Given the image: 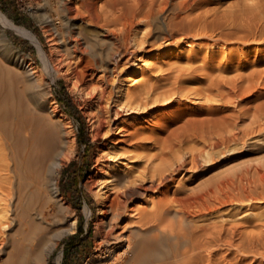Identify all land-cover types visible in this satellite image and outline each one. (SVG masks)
Masks as SVG:
<instances>
[{"label":"bare ground","instance_id":"obj_1","mask_svg":"<svg viewBox=\"0 0 264 264\" xmlns=\"http://www.w3.org/2000/svg\"><path fill=\"white\" fill-rule=\"evenodd\" d=\"M202 1L77 0L67 5L68 13L73 14L70 17H80L87 26L99 28L98 39L110 43L108 49L96 51L98 48L95 50L90 42H85L86 49L81 48L83 42L75 39L73 47L79 52L74 60L76 71L73 76L68 71L61 72L68 84L75 77L84 84L95 78L97 109L90 119V132L93 139L105 140L93 166L100 176L85 183L90 190L97 188L100 218L96 226L101 232L85 264H234V260L242 261L248 255L254 260L264 259V221L254 223L256 228L248 230L236 223H197L198 218L227 204L262 202L264 164L215 175L191 191L181 187L184 183L178 184L182 170L195 171L227 152L232 143L236 145L264 130V102L236 113L231 109L233 112L228 114L215 105L231 102V96L248 95L258 84H251L258 72H247L246 78L231 73L230 79L220 72L237 69L231 54L244 52L229 47V43L264 41V0H260V8L257 4L258 29L245 32L225 30L230 22L221 16L229 13H219V17L208 14L202 11ZM196 7L202 12L193 14ZM235 20L240 23L242 17L235 18L236 23ZM0 21L41 49L30 30L1 12ZM82 30L78 33L84 37ZM89 48H94V53ZM220 48L232 53L225 57L227 54ZM220 51L224 57H219ZM185 52L184 60L180 54ZM172 53L175 60L163 68L161 59ZM154 57L157 62L148 59ZM181 59L183 65L178 64ZM46 64L51 71H61L53 56H47ZM215 64L217 69L204 71V79L193 78L197 76L195 72L201 70L202 74V69ZM27 67L31 69L30 64ZM202 80L206 83L196 85ZM244 80L254 81L248 85ZM226 84L230 86L225 88ZM0 99V264H45L52 239L47 225L39 220L44 218V212L33 206L38 196L30 185L32 178H41L50 213L68 207L59 196L56 175L73 154V131L67 115L57 106L50 107L46 124L43 113L23 112L20 96L9 86L2 90L0 85ZM13 116H18L19 121L11 127L9 120ZM244 117L249 119L245 125L240 123ZM110 141L112 147L105 149ZM85 208L89 215L90 209ZM14 221L17 226L11 228ZM75 222L72 219L68 228L72 229Z\"/></svg>","mask_w":264,"mask_h":264},{"label":"rangeland","instance_id":"obj_2","mask_svg":"<svg viewBox=\"0 0 264 264\" xmlns=\"http://www.w3.org/2000/svg\"><path fill=\"white\" fill-rule=\"evenodd\" d=\"M71 1L74 2L77 0ZM71 1L0 0V12L4 14L8 19L12 20L16 25L23 26L26 29L30 30L38 38L41 48L39 49V47L29 38L18 34L8 26H4L0 21V85H2V90H7L9 86L12 92L20 96V99L25 107L23 112L29 115L43 113L46 118V124L48 123L46 114L47 112H49L50 107H52V105H54L55 107L57 106L67 115L66 119L68 120L70 128L73 131V141L71 146L73 154L70 158L65 159L64 164L60 167L59 175H56L59 196H61L63 202L66 203L68 207L64 208L58 213H50L49 209L47 208L49 199H47L46 196L43 195V188L41 187L40 183L41 178H32L33 183L30 185L31 189L36 190L38 196L33 206L37 211L41 209V212H44L45 214L43 219H39L41 218L39 216L38 219L44 221L43 224L47 225L45 226L48 228V234H50L48 236H51L49 238L52 239V241H50L52 243V246L48 254L46 255L45 264H85L89 256L95 251V241L98 240L101 233L96 226V223H98V220L100 218V216L98 215V199L95 191L97 188L94 186L92 188L93 190H90L85 186V183L89 179H91L92 177L96 179L100 176V172L97 173L95 167L93 166L97 163L96 158L98 157L99 152L102 151L101 149H104L102 143L105 141L101 137L93 139L90 132V119L93 117L94 111H96L97 109L96 95L98 88L97 84H95L97 82L94 78L92 81L84 84L81 81L79 82V78L75 77L72 78L71 83L68 84L65 81V77L64 75H62V73L64 74V72L68 71L70 72V75L72 74L71 76H73L74 72L76 71L74 60H76L77 53L79 52L77 49L75 52L73 47L76 43L75 39H79L81 43L83 42L82 44H80L82 46L81 48L88 49L85 45V42H90L91 47L94 46L95 50L96 48H98L96 51L100 49H108L110 47V43L107 40H102V38H100L102 42H99L100 39H98V37L100 36L99 34H97L99 32V28L93 26L90 27L89 25L87 26V24L84 23L85 21L81 20L80 17L72 18L69 16L71 14L68 13L69 11L67 10V5H69ZM260 3V0H203L201 3V7L203 4L204 6L202 7V11H205L208 14L212 13L213 16L216 15L219 17V13L224 14L226 12L225 14L229 13V16L233 17L234 15V19L237 18L239 20L240 18L241 20L242 17L240 23L236 20L235 23L232 17L231 19L233 20H231L228 15L221 16L227 18V21L229 20L228 22H230L229 25H226V28L224 27L225 30L228 29L227 31H229V29L232 30L234 28L241 31H246L250 29L252 30L253 28L255 29L256 27L258 29L259 23H257L256 15L260 10ZM202 8L199 7L200 10ZM199 9L196 7L192 13L194 14L202 12ZM214 9L216 12H219L215 14ZM233 10H235L237 14ZM254 12H256V14ZM21 14H24L25 17L21 16ZM19 17L20 21L17 22L16 18ZM225 18L223 20H226ZM243 20L244 22H242ZM232 22L234 27L233 25H230ZM73 23L77 25V28L75 25H73ZM235 25H239L241 27H235ZM227 26L230 28H227ZM81 27H83V30L81 29ZM88 29L91 30L88 31ZM219 29L221 30V28ZM79 30H82L83 34H85L86 36L88 35V37L89 33H93L91 34L93 36L90 35L91 38H86L84 35V38L82 37L83 35H79ZM220 30H217L218 33ZM225 30L222 29L221 31ZM16 39L23 40L26 43L18 44L16 42ZM91 39H95L93 40L94 42ZM95 41L97 42V44L100 43V47H97L98 45L95 43ZM231 43L234 45H232ZM231 43H229V47L244 49L243 54L240 53L239 55H233L232 52V54L230 53L232 58V65L238 67L239 69L235 68L226 71L221 70L222 72H220V74L222 73L221 75L223 77L226 76V79H230L233 73L235 75L236 73H239V75L242 74V76L244 75V77L247 76V72L251 71L255 72V75H257V72L259 74L255 76V78H253L255 80H253L254 82L252 80H244L249 82L248 85H250L251 82H253L251 84L258 83L257 85L255 84V89L253 88L251 90L252 92H248V95H238V97L231 96V102L229 101V104H221L218 102L215 103V105L219 104L222 109L218 107L219 105H216L218 109L223 113L226 112V114H228L227 111H229L230 113V111H232L231 109H233V111H235L236 113L237 110L241 111L247 108L252 109L255 104L258 105V103L264 102V74H262L264 73V41L257 44L250 43L248 45H241L236 42ZM29 47L32 48L31 51H28ZM93 49L89 50L90 53H94ZM220 50L225 52L224 55L227 54L225 57H229L230 54L228 53V50L224 48L223 50L220 48ZM221 51L218 53V55L221 53L222 56L219 57H224L223 52ZM174 53L161 59L164 61L163 68L167 67L166 64L168 65L175 60ZM180 55L183 56L182 58L185 60L186 52ZM47 56L54 57L56 64L58 65V67L60 66L59 68H61L60 72L51 71L49 70V68L47 69ZM148 59L155 62L158 61L156 57ZM183 59H181L178 64L183 65L184 63H180L184 62ZM27 64H30L31 69H28ZM212 67L210 69H202V74L201 70L195 72L196 74L194 73V76H197L193 78L204 79L205 76L203 75V73H205L206 71L211 72L213 71L212 69H217L216 64ZM199 74L201 75L199 76ZM95 77H97V75ZM195 79L192 80L195 81ZM9 81L11 82V85H8ZM195 83L196 85H203L204 83H206V80ZM245 83L243 85H246ZM229 86L230 85L226 84L225 88H228ZM62 87H64L68 92L69 99L63 96ZM23 88L24 90H26V93L24 92ZM58 96L63 100L64 106L67 107L69 111L65 110L64 107L59 104L57 100ZM28 102L30 104H28ZM187 102H189V100H187ZM252 104L253 106H251ZM36 106L38 107V109ZM228 107H231L230 110H228ZM2 108L3 106L1 107V109ZM6 108L8 107H5V109ZM85 110H87V113ZM219 110L217 111L219 112ZM221 112H219L218 114H221ZM162 115L165 116V114ZM248 120V117H244V121L241 120L242 122L240 121V123L245 125ZM18 121L19 117L13 116V118L9 120V124L11 127H13L17 125ZM83 125H85L89 137V141L86 144L79 142L80 139L84 138V133L82 132ZM261 131L260 133L257 132L250 137H247L245 140H242L243 143L239 141L241 144H238L239 142L236 143V145L232 143L231 145L233 147L230 145L231 148H229L227 152L225 150V152H223L215 161L203 164L199 169L197 168L195 171L182 170V173H180V175L178 176L179 181L177 180L180 183H177L179 185H183L182 183H184V185L181 187L185 186L184 189H186L187 191L190 189L193 190V188L196 189L195 187L198 188L200 185H202V182L216 177L215 175L218 176L226 173H232L233 171L237 173L248 168L251 169V167L258 166V164H264V130ZM244 141L246 143H244ZM112 145L113 142L110 141L105 149L111 148ZM53 181L55 180L52 179L51 183H53ZM40 197L41 200H46L44 201L46 204L43 201L42 202L44 204L41 202ZM44 197L46 199H44ZM246 201L248 200H245L242 203L236 202V204L232 203L224 205V207L222 206L221 209L214 211V213L211 212L210 215H206L207 217L204 216L202 219L198 218V220L201 222L197 220V223H209L211 221H216L218 223L222 222L227 226H231L229 225L231 223H233L232 225H234V223H236L235 225L241 224L240 226L242 227L244 225L242 228H247L246 230L250 229L251 227L256 228V222L259 223L261 221H264V200H262V202L258 200L248 202ZM132 205H134V203ZM132 205H130V207ZM85 207H88L90 209L89 215L86 214ZM72 219L76 220L75 226L72 228L73 230L68 228V223H70ZM254 223L255 225H253ZM12 224L13 225L11 228H14L15 221ZM16 226L17 225H15V227ZM79 228H81V231L79 230ZM50 230L55 232H50ZM51 233H53V236ZM230 256L231 258H233V254H231ZM248 256L246 257L247 259H242V261H234L237 262L236 264H251L252 261L254 262V264H259L260 262L264 263V259L261 260L259 257H256L255 261L253 257H250L251 255ZM257 260H259V262Z\"/></svg>","mask_w":264,"mask_h":264},{"label":"trees","instance_id":"obj_3","mask_svg":"<svg viewBox=\"0 0 264 264\" xmlns=\"http://www.w3.org/2000/svg\"><path fill=\"white\" fill-rule=\"evenodd\" d=\"M21 16L25 17L24 14H21ZM16 21L19 22V21H20V17H19V18H16ZM16 42H17L18 44L26 43V42H24L23 40H20V39H16ZM31 49H32V48L29 47V48H28V51H31ZM62 94H63V96H64L65 98H68V99H69V94H68V92L65 90L64 87H62ZM57 100H58L59 104H60L62 107H64L65 110L69 111L68 108L64 106V104H63V100H62L59 96H58ZM82 132L84 133V138H83V139H80L79 142H80V143H85V144H86V143H88V141H89V137H88V133H87V131H86L85 125H83ZM79 230L81 231V228H79Z\"/></svg>","mask_w":264,"mask_h":264}]
</instances>
